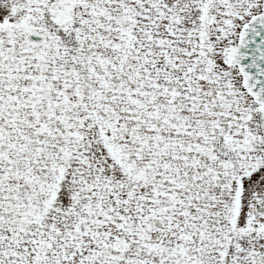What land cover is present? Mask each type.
Masks as SVG:
<instances>
[{"label":"snow or ice","instance_id":"obj_1","mask_svg":"<svg viewBox=\"0 0 264 264\" xmlns=\"http://www.w3.org/2000/svg\"><path fill=\"white\" fill-rule=\"evenodd\" d=\"M0 264H264V0H0Z\"/></svg>","mask_w":264,"mask_h":264}]
</instances>
